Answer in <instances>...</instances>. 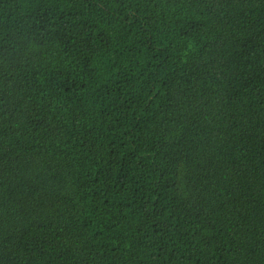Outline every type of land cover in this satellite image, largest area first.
<instances>
[{"label": "trees", "instance_id": "1", "mask_svg": "<svg viewBox=\"0 0 264 264\" xmlns=\"http://www.w3.org/2000/svg\"><path fill=\"white\" fill-rule=\"evenodd\" d=\"M0 264H264V0H0Z\"/></svg>", "mask_w": 264, "mask_h": 264}]
</instances>
